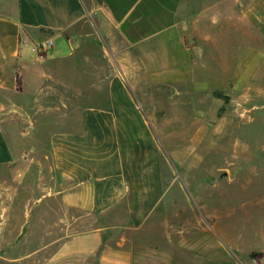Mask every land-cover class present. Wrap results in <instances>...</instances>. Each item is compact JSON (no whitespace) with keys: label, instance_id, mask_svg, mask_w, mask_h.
I'll use <instances>...</instances> for the list:
<instances>
[{"label":"crops","instance_id":"1","mask_svg":"<svg viewBox=\"0 0 264 264\" xmlns=\"http://www.w3.org/2000/svg\"><path fill=\"white\" fill-rule=\"evenodd\" d=\"M259 2L0 0V170H25L48 206H33L24 227L0 210V250L24 249L0 262L137 264L127 235L165 194L133 92L139 66L173 46L208 85L218 70L209 59L228 56L226 33L255 34L249 47L264 51Z\"/></svg>","mask_w":264,"mask_h":264},{"label":"rangeland","instance_id":"2","mask_svg":"<svg viewBox=\"0 0 264 264\" xmlns=\"http://www.w3.org/2000/svg\"><path fill=\"white\" fill-rule=\"evenodd\" d=\"M258 12L264 33V0ZM225 36L228 56L209 59L218 70L208 85L201 66L192 70L173 46L170 57L139 66L142 88L133 92L160 153L165 194L127 235L137 264H264V51L249 47L255 34ZM31 178L23 169L0 170V210L14 211L23 227L33 206H47L45 188Z\"/></svg>","mask_w":264,"mask_h":264},{"label":"water","instance_id":"3","mask_svg":"<svg viewBox=\"0 0 264 264\" xmlns=\"http://www.w3.org/2000/svg\"><path fill=\"white\" fill-rule=\"evenodd\" d=\"M223 175H225V172L223 173Z\"/></svg>","mask_w":264,"mask_h":264},{"label":"trees","instance_id":"4","mask_svg":"<svg viewBox=\"0 0 264 264\" xmlns=\"http://www.w3.org/2000/svg\"><path fill=\"white\" fill-rule=\"evenodd\" d=\"M18 82H19V79H18Z\"/></svg>","mask_w":264,"mask_h":264}]
</instances>
